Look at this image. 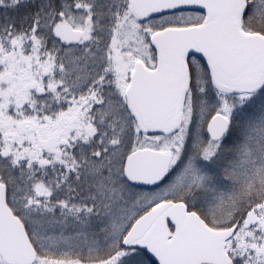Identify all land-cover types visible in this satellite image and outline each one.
<instances>
[{"label": "snow or ice", "instance_id": "6c2138e0", "mask_svg": "<svg viewBox=\"0 0 264 264\" xmlns=\"http://www.w3.org/2000/svg\"><path fill=\"white\" fill-rule=\"evenodd\" d=\"M0 264H264V0H0Z\"/></svg>", "mask_w": 264, "mask_h": 264}]
</instances>
